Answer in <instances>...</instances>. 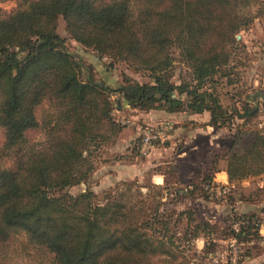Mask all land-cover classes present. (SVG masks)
Wrapping results in <instances>:
<instances>
[{"label": "trees", "instance_id": "1", "mask_svg": "<svg viewBox=\"0 0 264 264\" xmlns=\"http://www.w3.org/2000/svg\"><path fill=\"white\" fill-rule=\"evenodd\" d=\"M245 2L17 0L12 10L0 11V264H14L12 253L31 251L33 264H171V249L185 252L198 237L211 241L203 243L206 254L218 229L220 238L237 245L261 239L264 233L251 221L264 217V207L259 213L232 209L218 226L195 219L192 208L165 205L196 192L213 200L205 187L215 180L219 161L229 183L263 175L264 127L243 147L242 135L231 133L223 152L199 161L184 186H178L174 161L153 163L150 173L160 174L162 183L150 182L156 193H145L147 200L135 180L116 181L99 200L89 190L64 191L89 178L96 152L119 132L110 113L111 92L120 109L207 112V124L215 129L256 112L248 105L224 106L217 91L221 82L233 85L238 74L244 45L235 35L251 19L238 11ZM58 17L96 64L84 66L69 52L55 32ZM172 48L189 68V78L178 83L168 75ZM118 61L148 81L124 74L120 81L111 79L105 73ZM32 129L39 130L35 140L26 136ZM138 143L139 137L134 149L140 155ZM182 220L178 236L174 227ZM238 220L247 223L234 230ZM156 253L169 260H156ZM249 257L239 254L235 264Z\"/></svg>", "mask_w": 264, "mask_h": 264}, {"label": "rangeland", "instance_id": "2", "mask_svg": "<svg viewBox=\"0 0 264 264\" xmlns=\"http://www.w3.org/2000/svg\"><path fill=\"white\" fill-rule=\"evenodd\" d=\"M16 1L17 0L0 1V11L8 12L12 10L16 4ZM238 1H241L242 3L246 1L243 6L238 7V11L247 16V18H251L245 31H241L240 33L236 34L239 35V39L241 44L244 45L245 51L243 49L239 53V60L241 64L235 67L237 68L236 72L238 74L234 76L233 85H225L221 82V84H219L217 87V91L220 94L221 102L224 106H231V104H233L241 108L243 105H248L250 109H254L256 112L248 117H245L244 119L234 118L230 124L222 127L219 130L221 133L220 140L222 141L215 147L220 146L221 150L226 148V136L228 133L231 134L234 132H239L240 135L245 136L249 132L255 134L257 131L261 130L262 127H264V102H262L256 95V92L264 95V0ZM55 24V32L64 38L65 45L69 52H71L75 57L81 58L84 66L96 64V60L93 58L90 60V56L88 57L83 49L69 37L61 17L56 19ZM170 55L172 57V63L168 69L170 81L172 83H178L181 80H187L189 78V68L180 60L177 49L172 48ZM91 56L93 57V55ZM91 73L94 79L98 81V74L94 71ZM105 74L111 79H116L117 81L121 80L122 74L138 82L148 81V78L144 73L132 72L122 61L115 62L110 71L106 72ZM253 96H255L254 100L252 98ZM115 98V93H109L108 99L112 106L110 111L111 116L113 120L121 126L119 127L118 134L116 135L113 142L106 144L100 148L98 152H96V157H94V172L90 174L89 178L85 182L64 189V191L72 195H77L82 191L89 190L94 194L95 200L101 199L105 192H108L112 189V187L107 186L110 182H107L109 178L105 176L107 175L105 174L107 171L106 166L109 165L108 161L111 159L113 161L119 160L121 162L120 164H126L122 166V168L120 166V169H124L126 171L134 170L136 173L138 170H140L139 163L142 164V172L139 175L126 178L124 181L135 180L134 185L139 187L140 192L143 194H141L142 197L147 200L149 197H151V194L156 193V190L150 188L149 186L150 182L152 181L150 178V168L152 167H149V170L145 171V166H152V164L151 162L147 161V156L138 155L136 153L134 149V142L139 137L140 130L136 129L137 126L135 124L126 122L128 119L133 120V117H130L132 113L129 110L136 109L124 108L123 112H120L117 109L118 105L114 102ZM37 114H40V109L37 110ZM142 127H140V129ZM26 136L29 140H35L39 137V130H28L26 132ZM2 140L3 138L0 130V146L2 144ZM162 145L163 144H158L156 147L161 149ZM126 150L128 152L122 154V152H125ZM165 154L166 153H162L161 155L163 156ZM165 158H169L168 155H166ZM209 158L210 156H206L203 160H208ZM131 162H135L134 166L126 168V166H128ZM174 162L178 168L177 176L180 178V184L178 186H184L186 183H188L190 177L195 173L198 164L197 162L189 163L188 155L185 159L176 160ZM100 165H102V167ZM103 177H106L104 178L105 181L103 180ZM115 182L116 181H113L111 184ZM145 193H148L149 197L144 196ZM195 196H198V192L195 193ZM195 196L194 198H186L181 195L179 197H175V200L171 202L169 199V202L167 206L165 205V207L175 208L177 210L189 207L194 211L195 219L209 218L218 226H223L228 213L232 209L236 213H259V210L264 207V174L254 176V178L251 179L247 178L240 182H235L233 188H231L228 194L223 198H212L213 200H206L218 204V206L212 207V209H209L211 207L207 208L204 205L199 204L198 201L204 199ZM185 199L192 200L190 205H187ZM258 215L261 216L259 218L260 220L264 219L262 214ZM208 216H212V218ZM184 223L185 222L182 220L174 227L178 236H180L182 233L181 229L184 227ZM218 231L220 232L212 234V237L214 238L212 241L214 242L215 246L206 252V254L205 252H202L201 249L204 241H207V244L211 242L209 238L204 239L202 237H198L192 240L186 244L185 252H183V250L180 248H177L176 252L171 249L176 255V258L170 261L171 264H235L239 254H245L246 256L250 255V253L252 257L245 258L241 264H257L255 263L254 257L262 253L264 254V234L260 240L254 239L257 241H252L253 243L251 241L243 242L238 245L235 243L234 256L231 248L229 247V239L220 238L219 236H221L223 230L218 229ZM256 252L258 254L254 255ZM30 254H27V252L26 254L12 253V262L14 264H33L31 262L32 257ZM232 255L234 256V261H230ZM163 258L164 257L161 254H155L156 260L162 261ZM164 259L169 260L167 258ZM258 262V264H264V257Z\"/></svg>", "mask_w": 264, "mask_h": 264}, {"label": "crops", "instance_id": "3", "mask_svg": "<svg viewBox=\"0 0 264 264\" xmlns=\"http://www.w3.org/2000/svg\"><path fill=\"white\" fill-rule=\"evenodd\" d=\"M117 109L120 112H123V109H120L118 107ZM129 111L132 113L130 117H133L132 118L133 120L128 119V121L131 124H135L137 126L136 129L140 130V127L144 125H154L160 122H168L171 125L170 132L167 136V139L164 141L162 148L159 149L155 147L147 155L148 158L147 161L151 162L152 166L157 163H162L163 161H168V160L170 161H176L180 159L183 160L186 158L187 155H188L189 163L190 162L199 163V161L205 159L206 156L207 157L210 156L211 158L214 154L216 153L219 154L220 152H223L220 149V146L215 147L216 145H219L220 142L222 141L220 140L221 139V133L219 131L220 129H215L207 124L208 121L207 112H202L200 114L188 113L184 111L169 113L159 109H151L148 111H138V110H129ZM228 137H230L229 133L227 134L226 138ZM253 138H254V134L249 132L245 136L241 137L239 146L240 147L245 146L247 143L251 142ZM127 152L128 151L126 150L125 152H122V154ZM162 153H166V154L162 156L161 155ZM166 155H168L169 158H165ZM120 163L121 162L119 160L113 161L110 159V161H108L109 165L106 166L107 171L105 172V174L107 175L105 176L109 178L107 182L110 183H108L107 186H111L112 185L111 183L113 181L131 178L136 175H139L142 172V166H141L142 164L140 163H139L140 170H138L137 173L134 170L126 171L124 169H120V166L122 168V166L126 165ZM134 163L135 162L129 163V165L126 166V168L134 166ZM100 166L102 167V165ZM152 166H145L146 169L145 171H147L149 167ZM223 166H224L223 161H219L218 167L220 168V170L215 173V180L221 182H225V181L227 182L226 175L223 171ZM104 178L106 177H103V180L105 181ZM150 178L152 179V182L155 184L162 183V176L160 174L152 172ZM251 178L254 177H248V179ZM240 181H236V182H240ZM234 184L235 182H233V185ZM185 201L187 202V205H190V203L192 202L191 199H187V200L185 199ZM198 203L204 205L207 208L211 207L209 209L218 206V204L206 200H199ZM210 218H212V216ZM263 257H264L263 253L254 257L255 263L258 264L259 263L258 261H261Z\"/></svg>", "mask_w": 264, "mask_h": 264}, {"label": "built area", "instance_id": "4", "mask_svg": "<svg viewBox=\"0 0 264 264\" xmlns=\"http://www.w3.org/2000/svg\"><path fill=\"white\" fill-rule=\"evenodd\" d=\"M126 122H129L126 120ZM171 125L168 122H160L154 125H145L140 129L138 152L142 156H147L153 148L160 142H164L167 139L170 132ZM233 183L221 182L214 180L212 184L205 187L210 198H223L225 197L231 188ZM246 221L238 220L232 225V228L236 230L239 224H246ZM251 224L257 227L259 233H264V219H255L251 221ZM235 241L229 239V247L233 255L235 256ZM231 256L230 261H234V256Z\"/></svg>", "mask_w": 264, "mask_h": 264}, {"label": "water", "instance_id": "5", "mask_svg": "<svg viewBox=\"0 0 264 264\" xmlns=\"http://www.w3.org/2000/svg\"><path fill=\"white\" fill-rule=\"evenodd\" d=\"M235 37H236V39H239V35H236ZM256 95H257L258 98H260V100H261L262 102H264V95H261V94H259L258 92H256ZM252 98H253V100H254L255 96H253ZM118 108H120V107L118 106Z\"/></svg>", "mask_w": 264, "mask_h": 264}]
</instances>
